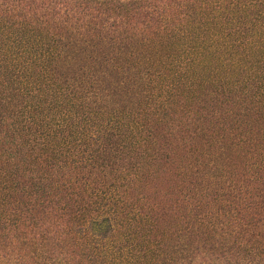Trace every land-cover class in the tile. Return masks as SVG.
Returning <instances> with one entry per match:
<instances>
[{"label":"trees","instance_id":"16d2710c","mask_svg":"<svg viewBox=\"0 0 264 264\" xmlns=\"http://www.w3.org/2000/svg\"><path fill=\"white\" fill-rule=\"evenodd\" d=\"M0 264H264V0H0Z\"/></svg>","mask_w":264,"mask_h":264}]
</instances>
